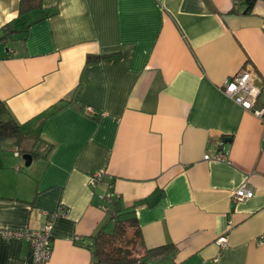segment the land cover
Listing matches in <instances>:
<instances>
[{"label":"crops","instance_id":"1","mask_svg":"<svg viewBox=\"0 0 264 264\" xmlns=\"http://www.w3.org/2000/svg\"><path fill=\"white\" fill-rule=\"evenodd\" d=\"M246 7L0 0V101L24 135L0 141V229L49 225L43 264H93L92 236L129 208L138 254L167 246L148 264H264L261 125L221 89L251 69L264 105V0ZM243 183L254 194L235 202ZM0 264L38 263L0 235Z\"/></svg>","mask_w":264,"mask_h":264},{"label":"trees","instance_id":"2","mask_svg":"<svg viewBox=\"0 0 264 264\" xmlns=\"http://www.w3.org/2000/svg\"><path fill=\"white\" fill-rule=\"evenodd\" d=\"M256 0H245L246 10L250 11ZM41 0H20V14L40 7ZM101 56H89L88 61L98 60ZM8 110L0 101V141L12 139L20 147L24 135L19 124L8 116ZM19 149V148H18ZM47 151L50 147L47 146ZM36 156L35 153H32ZM152 199V198H151ZM112 229L101 228L92 236L89 247L94 256L93 264H148V261L162 254L167 246L145 249L138 254V248L143 245V238L137 217L132 209H121L110 214Z\"/></svg>","mask_w":264,"mask_h":264},{"label":"built area","instance_id":"3","mask_svg":"<svg viewBox=\"0 0 264 264\" xmlns=\"http://www.w3.org/2000/svg\"><path fill=\"white\" fill-rule=\"evenodd\" d=\"M253 72L254 71L251 69L240 70L226 79L221 89L235 103L250 111L259 119L261 125V138L264 140V105L258 103L261 88L257 84L259 78L257 77L258 81H256ZM85 113L92 116L94 111L91 107H86ZM15 152L16 155L19 154V149L15 148ZM205 157L208 158V156ZM222 157L223 155L221 153L216 155V158L218 159H221ZM102 174V171H97L90 177L89 182L95 184L101 179ZM253 194L252 187L243 183L233 191L232 198L235 202H240L251 198ZM49 229V225H46L40 230L29 228H4L0 229V235L5 240L26 239L32 249L36 263L43 264L50 256ZM260 239L264 240V234ZM226 241L227 237L224 235L217 239V243L221 246H224Z\"/></svg>","mask_w":264,"mask_h":264},{"label":"water","instance_id":"4","mask_svg":"<svg viewBox=\"0 0 264 264\" xmlns=\"http://www.w3.org/2000/svg\"><path fill=\"white\" fill-rule=\"evenodd\" d=\"M22 158L24 159L25 161V166H28L32 160V155L30 153H24L22 155Z\"/></svg>","mask_w":264,"mask_h":264},{"label":"rangeland","instance_id":"5","mask_svg":"<svg viewBox=\"0 0 264 264\" xmlns=\"http://www.w3.org/2000/svg\"><path fill=\"white\" fill-rule=\"evenodd\" d=\"M22 167H23V168H26V167L24 166L23 162H22ZM111 229H112V227L108 228V230H111Z\"/></svg>","mask_w":264,"mask_h":264}]
</instances>
